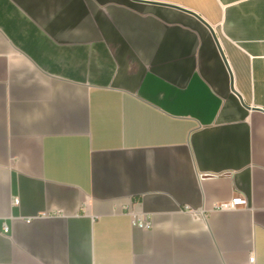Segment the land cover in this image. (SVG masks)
Returning <instances> with one entry per match:
<instances>
[{
    "label": "crops",
    "instance_id": "1",
    "mask_svg": "<svg viewBox=\"0 0 264 264\" xmlns=\"http://www.w3.org/2000/svg\"><path fill=\"white\" fill-rule=\"evenodd\" d=\"M0 264H264V0H0Z\"/></svg>",
    "mask_w": 264,
    "mask_h": 264
},
{
    "label": "built area",
    "instance_id": "2",
    "mask_svg": "<svg viewBox=\"0 0 264 264\" xmlns=\"http://www.w3.org/2000/svg\"><path fill=\"white\" fill-rule=\"evenodd\" d=\"M247 201L242 198L241 196H235L231 200L224 201L219 203L215 209L217 210H234L239 208L240 206H246ZM132 218V225L136 228H140L143 230H150L153 228V220L150 216H147L144 213L136 212V211H130L129 212ZM251 262L255 261V256L252 255L250 258Z\"/></svg>",
    "mask_w": 264,
    "mask_h": 264
},
{
    "label": "water",
    "instance_id": "3",
    "mask_svg": "<svg viewBox=\"0 0 264 264\" xmlns=\"http://www.w3.org/2000/svg\"><path fill=\"white\" fill-rule=\"evenodd\" d=\"M192 13V12H191ZM193 15H195L196 17H198L199 19H200V17L197 15V14H194V13H192ZM201 20V19H200ZM204 22V21H203ZM205 23V22H204ZM206 24V23H205ZM207 25V24H206ZM208 26V25H207ZM210 27V26H209ZM210 29H211V31H212V33H213V29L210 27ZM213 35H214V38H215V40H216V42L218 43V39H217V37H216V35L213 33ZM218 46H219V44H218ZM221 51V50H220ZM221 53H222V56H223V58H224V61H225V63H226V65L228 66V63H227V60L225 59V57H224V55H223V52L221 51ZM228 68H229V66H228ZM232 90L235 92V90H234V88H233V85H232ZM237 93V92H236Z\"/></svg>",
    "mask_w": 264,
    "mask_h": 264
}]
</instances>
